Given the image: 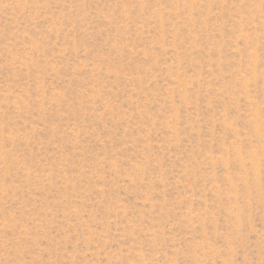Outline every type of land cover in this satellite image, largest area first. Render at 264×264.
<instances>
[{"label": "rangeland", "instance_id": "1", "mask_svg": "<svg viewBox=\"0 0 264 264\" xmlns=\"http://www.w3.org/2000/svg\"><path fill=\"white\" fill-rule=\"evenodd\" d=\"M0 264H264V0H0Z\"/></svg>", "mask_w": 264, "mask_h": 264}]
</instances>
